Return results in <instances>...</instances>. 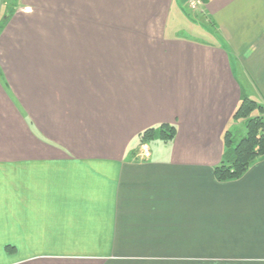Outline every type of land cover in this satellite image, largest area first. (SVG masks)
Instances as JSON below:
<instances>
[{
    "label": "crops",
    "instance_id": "obj_1",
    "mask_svg": "<svg viewBox=\"0 0 264 264\" xmlns=\"http://www.w3.org/2000/svg\"><path fill=\"white\" fill-rule=\"evenodd\" d=\"M201 1L0 0V264H264V156L213 171L264 106V0Z\"/></svg>",
    "mask_w": 264,
    "mask_h": 264
},
{
    "label": "trees",
    "instance_id": "obj_2",
    "mask_svg": "<svg viewBox=\"0 0 264 264\" xmlns=\"http://www.w3.org/2000/svg\"><path fill=\"white\" fill-rule=\"evenodd\" d=\"M239 100L231 120H244L246 133L234 141L228 130L224 132L222 161L213 168L214 177L221 182L238 179L264 156V106L247 96H242ZM255 112L257 115H253ZM157 127L144 130L138 138L150 137L155 134V130L169 139L175 134V126L171 124H160Z\"/></svg>",
    "mask_w": 264,
    "mask_h": 264
},
{
    "label": "rangeland",
    "instance_id": "obj_3",
    "mask_svg": "<svg viewBox=\"0 0 264 264\" xmlns=\"http://www.w3.org/2000/svg\"><path fill=\"white\" fill-rule=\"evenodd\" d=\"M189 1L190 0H188V3H189ZM200 2H201V4H199L198 7L202 10L204 5H203L201 0H200ZM196 11H198V10H196ZM190 16L193 17L195 15L193 13H191ZM179 26L184 27V29H182L180 31L181 36H185L186 35V36H190V37H193V38H196V39H197V37H200L199 35L191 33L188 30L189 28H191V26L188 25L187 22H185L184 24L181 23V24H179ZM193 29H194V27H193ZM253 115H257V113L255 112ZM244 122L245 121L242 120V119H238V120H235V121H232L230 119L229 120L230 127H228V129L227 128L224 129V131L222 132V136H223L224 132L226 130H228L229 134L232 136L233 140L234 141L238 140L240 137H242L246 133V126H245ZM166 124H171V125L175 126V134H174V136L172 138H170V139L166 138L163 134L160 133L159 130H155V134L154 135H152L150 137L144 136V138L140 139V138H138V136L141 134L140 133L137 136V138H136L137 145L139 146L138 150L141 149L140 146H142L143 148L144 147H149V148L151 147L153 149H156V148H159L161 146L167 147V146L173 144V142H175V140H176L177 126L175 124H173V123H166ZM166 124H164V125H166ZM155 127L158 128L157 126H155ZM222 142H223V137H222ZM141 150L139 151V154H138V159H140V160L144 158ZM164 150H166V149H164Z\"/></svg>",
    "mask_w": 264,
    "mask_h": 264
},
{
    "label": "built area",
    "instance_id": "obj_4",
    "mask_svg": "<svg viewBox=\"0 0 264 264\" xmlns=\"http://www.w3.org/2000/svg\"><path fill=\"white\" fill-rule=\"evenodd\" d=\"M199 4H201L200 0H190L189 3H188V6L191 10H198V11H203L201 10L198 6Z\"/></svg>",
    "mask_w": 264,
    "mask_h": 264
}]
</instances>
